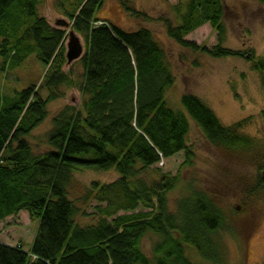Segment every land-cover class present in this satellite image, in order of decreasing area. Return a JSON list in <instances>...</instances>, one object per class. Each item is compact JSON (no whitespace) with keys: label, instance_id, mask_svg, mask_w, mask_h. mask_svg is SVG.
<instances>
[{"label":"trees","instance_id":"1","mask_svg":"<svg viewBox=\"0 0 264 264\" xmlns=\"http://www.w3.org/2000/svg\"><path fill=\"white\" fill-rule=\"evenodd\" d=\"M40 2L0 0L4 65L23 63L34 42L47 69L39 86L0 97V223L25 214L37 227L28 250L0 243V264H196L194 256L220 264L215 242L226 227L225 217L209 195L189 184L171 211L167 196L178 185V175H159L158 180L138 175L180 153L191 167L189 121L221 154L248 162L258 158L249 155L254 148L238 134L240 124L223 126L207 105L188 94L181 97L185 113L169 109L164 96L175 79L151 31H125L100 20L97 14L106 0H81L76 11L69 12L66 3L58 8L84 40L78 87L82 112L65 106L52 119L48 150L33 153L28 136L47 119V106L63 98L60 89L72 86L62 71L66 31L39 18ZM223 12L222 0H187L179 26L168 27L167 36L181 48L214 59L245 58L263 73L264 64L253 55L223 48ZM204 24L216 33L212 49L185 39ZM261 82L264 90V77ZM86 170H115L119 179L92 183L84 200L97 204L100 220L82 228L75 222L78 209L68 187L75 173ZM148 232L159 237L152 257L141 249Z\"/></svg>","mask_w":264,"mask_h":264},{"label":"rangeland","instance_id":"2","mask_svg":"<svg viewBox=\"0 0 264 264\" xmlns=\"http://www.w3.org/2000/svg\"><path fill=\"white\" fill-rule=\"evenodd\" d=\"M39 18L55 28V22L64 20L61 3L66 9L76 11L81 0H40ZM73 7H68L70 3ZM131 9L125 11L122 6ZM187 0H106L97 18L106 20L125 31L148 29L163 50L174 84L165 92L169 109L185 113L181 97L185 94L199 98L215 114L219 122L230 127L240 124L238 134L251 142L254 150L249 152L251 161L231 159L213 148L199 128L191 121L187 136V148L192 153L191 167L184 164V153L163 160L148 173L138 175L146 180H158L159 175L180 178L175 190L168 194L169 208L175 210L176 200L186 195L187 185L205 192L225 217V229L219 231L215 242L220 264H263L264 261V185L261 173L264 169V90L261 79L264 72L252 69V62L242 58L214 59L201 53L181 48L167 36V28L180 24ZM223 25L226 38L223 48L243 52L246 57L264 64V4L257 0H222ZM64 40V56L68 31ZM79 36V35H78ZM80 37V36H79ZM84 48V40L80 37ZM187 41L212 49L217 46L216 33L209 24L195 29ZM28 47L27 59L19 65H4L0 57V97H12L32 86H39L47 69L39 62L34 42ZM80 59L65 64L62 71L72 80L69 89L61 88L62 99L47 106V119L27 138L35 154L45 153L48 148L46 136L52 129V119L65 107L72 106L82 112V97L78 92L83 73ZM43 97L47 96L41 91ZM249 157V156H247ZM243 159V158H241ZM119 179L115 170L80 171L73 175L68 187L69 200L78 209L75 222L79 227L98 224L94 201H85L92 183L111 184ZM239 208L236 211V208ZM36 223L28 215L9 218L0 223V243L10 247L22 245L24 250L36 232ZM156 234L148 232L141 244L146 256L152 257ZM196 264H210L198 256L192 257Z\"/></svg>","mask_w":264,"mask_h":264},{"label":"water","instance_id":"3","mask_svg":"<svg viewBox=\"0 0 264 264\" xmlns=\"http://www.w3.org/2000/svg\"><path fill=\"white\" fill-rule=\"evenodd\" d=\"M55 27L63 29V30H69L68 32V40L66 43V54L65 58L67 61V65H71L73 62L79 60L82 58L84 53V48L81 43L80 37L71 29V24L64 21V20H58L55 22ZM261 179L264 181V169L261 173ZM239 208H236V211H238Z\"/></svg>","mask_w":264,"mask_h":264}]
</instances>
